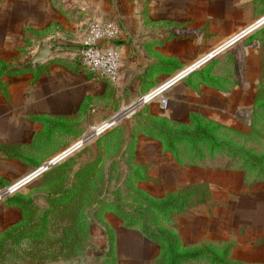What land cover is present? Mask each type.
Here are the masks:
<instances>
[{
    "label": "crops",
    "instance_id": "1",
    "mask_svg": "<svg viewBox=\"0 0 264 264\" xmlns=\"http://www.w3.org/2000/svg\"><path fill=\"white\" fill-rule=\"evenodd\" d=\"M263 15L252 0H0V65L28 48L32 33L49 44L52 36L74 41L94 20L121 25L113 42L117 82L61 64L36 79L1 75L0 142L58 151L52 159L121 111L97 144L85 147L92 154L73 155L88 166L100 154L105 186L118 189L78 208L114 232L118 264L168 263L164 243L144 235L140 219L129 225L115 211V203H134L119 205L130 210L148 201L180 205L151 206L148 224L175 234L180 252L203 250L178 264H264V32L256 47L247 37L238 50L226 49L178 79L163 93L166 108L159 99L142 102ZM34 114L75 115L70 120L81 130L65 146L77 140L63 149L60 135L36 143L41 125L28 119Z\"/></svg>",
    "mask_w": 264,
    "mask_h": 264
},
{
    "label": "rangeland",
    "instance_id": "2",
    "mask_svg": "<svg viewBox=\"0 0 264 264\" xmlns=\"http://www.w3.org/2000/svg\"><path fill=\"white\" fill-rule=\"evenodd\" d=\"M252 1L260 4L264 11V0ZM116 21L120 25V22ZM88 25L79 28V34L73 38L74 41L65 40L61 36L49 37L52 56L49 60L36 65L27 63V59L37 45L38 38L34 39L35 35L32 33L29 47L26 48L24 44L23 49L14 52L16 57L11 59L13 62L0 65V76L10 74V77L17 75V77L25 78V75L32 74L36 79L45 67L54 64L84 69L80 61L79 49ZM261 31L264 32V24L247 35L248 40L254 38V41H246V43L249 42L248 46L258 45L256 36L257 34L260 36ZM64 41L71 45H62ZM3 85L5 84L0 83V86ZM2 90L5 91L3 88ZM70 118H75V115H62L61 120L35 114L28 116V119L36 126L41 125V129L34 133L36 143H41L43 140L48 144L54 140L55 136L60 135L63 140L62 149L77 139L75 144L82 147L48 168L44 174L15 191H7L10 193L0 198V241L8 240L7 244L10 245L4 264L119 263L118 249L110 241L114 238V232L97 222L100 221V217L91 218V213L88 211L85 214L82 211L78 212V206L92 204L90 200L97 198L103 192L112 194L118 192V189L105 186V171L102 164H99L102 158L100 154H96L94 162L88 166L78 165L77 162L80 159L76 160V157H73L77 152H79L78 157H85L84 153H88L85 147L97 144V130L103 126V123L88 131L86 129L87 132L84 131L86 140L80 142L82 137L75 138L81 130V124L77 120L71 121ZM72 136L75 137L74 140L65 146ZM85 143L87 144L84 145ZM37 149L21 142L18 144L0 142V191L14 182H21L58 152H39ZM91 151L90 148L88 154H92ZM26 172L28 173L20 178ZM115 204L134 205V203ZM103 237L108 241L105 247L99 243Z\"/></svg>",
    "mask_w": 264,
    "mask_h": 264
},
{
    "label": "built area",
    "instance_id": "3",
    "mask_svg": "<svg viewBox=\"0 0 264 264\" xmlns=\"http://www.w3.org/2000/svg\"><path fill=\"white\" fill-rule=\"evenodd\" d=\"M120 33L121 27L115 19L92 21L82 37L79 49L80 61L83 68L111 82H117L120 78V55L113 42L119 38ZM183 73L181 72L179 75ZM159 89L160 87L145 95L142 102L159 99L161 106L166 108L167 98L163 96V93L157 94ZM115 123L116 121L111 124L109 122L102 124L103 126L97 130L98 133L104 127L112 126Z\"/></svg>",
    "mask_w": 264,
    "mask_h": 264
},
{
    "label": "water",
    "instance_id": "4",
    "mask_svg": "<svg viewBox=\"0 0 264 264\" xmlns=\"http://www.w3.org/2000/svg\"><path fill=\"white\" fill-rule=\"evenodd\" d=\"M263 24H264V15L261 18H259L255 23H253V25H251L249 28H247L246 30L242 31L241 33H239L238 35H236L235 37H233L232 39H230L226 43L222 44L217 49H215L212 52H210L209 54H207L204 58L199 60L195 65H193V66L181 71V72H184L183 74L179 75L181 73L180 72L179 74L175 75L169 82H167L166 85L160 86V89L157 91V94L164 93V91L169 86L174 84L178 79L184 77L186 74H188L189 72L193 71L194 69H196L200 65H202L205 62L209 61L210 59L214 58L220 52L225 51L226 49H229V48L237 49L238 47L236 45L238 43H240L245 37H247V35L255 32L256 30H258L259 27H261ZM51 56H52L51 48H50L48 42L46 40H44V39H40V40L37 41V45H36V48H35L34 52L27 59V63L29 65H36V64H39V63H42L44 61L49 60L51 58ZM140 100H139V102H140ZM120 115H121V111H118L117 113H115V115H113V119H111L109 124H111L112 122H115L119 118ZM109 127L110 126L104 127V129H102V131L100 133H102L104 130H106ZM100 133H97L96 136L99 135ZM85 137H86V133L82 136V138L80 139V142H83L84 140H86ZM80 146L81 145L78 146L77 144H74V145L68 147L67 149L63 150L61 152V154L56 155L55 157H53L49 161L44 162L42 165H40L38 168H36L30 175H28L25 178H23L21 180V182L14 183L11 186L2 189L0 191V196L3 197L5 195H7L8 193H10L12 191H15V190L19 189L20 187L24 186L25 184L29 183L30 181H32L33 179H35L39 175H41L48 168H50L53 165L57 164L64 157L68 156L70 153H72L73 151L78 149ZM9 190H11V191L7 193V191H9Z\"/></svg>",
    "mask_w": 264,
    "mask_h": 264
},
{
    "label": "trees",
    "instance_id": "5",
    "mask_svg": "<svg viewBox=\"0 0 264 264\" xmlns=\"http://www.w3.org/2000/svg\"><path fill=\"white\" fill-rule=\"evenodd\" d=\"M62 45L70 46L71 43L69 42H62ZM199 129H204L203 127H199ZM206 130L208 129L205 128ZM213 144H218L213 138H210ZM254 159L257 160V157L254 156ZM46 172V171H45ZM43 172L42 174H44ZM41 174V175H42ZM23 201V200H21ZM144 207H137L130 210H125L120 208L119 205L115 204V211L116 213L123 218L127 224H133L137 220L142 221V231L144 235L151 239L159 240L164 243L165 245V252L168 258L167 264H178L184 260H191L196 258L203 250H189V251H178V239L175 234L170 231H167L163 228L159 227H151L148 223L152 221V214L150 215L149 208L152 206L156 210L162 209L166 206H172L174 208H180L175 201H167V202H145ZM79 208V206H78ZM8 240L0 241V264H4V260L6 259V255L9 253V243L7 244Z\"/></svg>",
    "mask_w": 264,
    "mask_h": 264
}]
</instances>
